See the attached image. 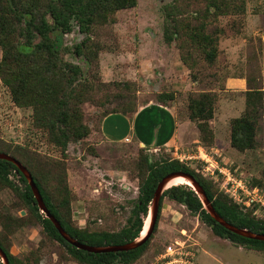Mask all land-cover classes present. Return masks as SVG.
<instances>
[{
    "label": "trees",
    "instance_id": "trees-1",
    "mask_svg": "<svg viewBox=\"0 0 264 264\" xmlns=\"http://www.w3.org/2000/svg\"><path fill=\"white\" fill-rule=\"evenodd\" d=\"M247 4V0H171L162 7L164 41L168 45L176 43L193 82L204 84L219 79L227 67L222 60L220 41L242 34ZM137 6L138 0H0V81L15 107L31 110V132L26 143L7 141L0 136V153L13 156L27 168L48 212L81 244L116 246L140 239L158 185L174 173L194 176L215 211L228 224L264 234V215L256 214V206L246 208L222 191L220 183L204 172L203 162L188 164L169 155L157 159L156 154L144 149L136 156L124 155L116 162L117 171L124 173L130 183H136L138 189L127 223L116 231L98 229L95 220L88 219L85 228L76 223L74 205L78 198L69 181L70 146L78 145L98 158L96 145L107 140L103 133L105 119L139 111L136 84L105 82L100 71L101 54L117 53L119 49L114 31L117 15ZM221 18H230L222 28L216 26ZM72 33L84 35V40L71 48V53L85 60L86 70L66 61L58 49V35ZM261 52L259 47L253 48L249 60L258 63ZM248 66L247 72L241 75L247 82L244 108L238 117L230 120L227 137L230 148L243 155L260 151L264 133L263 69ZM216 87L222 89L223 85ZM219 99L220 95L212 90L190 93L186 99L188 119L197 127L199 141L206 149L216 146L212 122ZM158 100L166 104L175 100V96L174 93L160 94ZM86 106L99 114L88 116ZM42 144L47 153L39 150ZM17 170L12 162L0 160V249L10 264H42L50 253L57 256V264H137L159 234L165 200L185 207L190 216L208 225L215 237L264 253V242L241 237L217 223L188 185L164 191L154 233L138 249L108 254L79 250L42 213L27 180ZM248 177L245 173L241 178L248 181L251 189L259 188L264 194V171L262 178ZM31 229L40 233L37 246L15 255L12 248L16 239ZM0 264H4L1 258Z\"/></svg>",
    "mask_w": 264,
    "mask_h": 264
},
{
    "label": "rangeland",
    "instance_id": "rangeland-1",
    "mask_svg": "<svg viewBox=\"0 0 264 264\" xmlns=\"http://www.w3.org/2000/svg\"><path fill=\"white\" fill-rule=\"evenodd\" d=\"M170 1L138 0L136 8L120 12L117 15L118 23L114 26L118 52L103 53L100 56L103 81H130L136 84L139 111L129 116L111 115L105 119L103 133L107 140L103 139L96 145L98 158L90 156L78 145L70 146L69 181L78 198L74 205V217L79 227L85 228L88 219L97 221L100 230H120L127 223L132 214L133 201L137 199L138 189L136 183H130L124 173L117 171L116 162L124 155L136 156L140 149L146 150L149 154H156L154 158L157 159L169 155L173 159L189 162L188 164L202 162L198 158L202 151L208 155L213 154L221 166L229 168L237 177H242L246 173L249 179L262 178L264 133L262 148L251 155H243L230 148L227 137L230 120L238 117L244 108L243 93L245 89L247 90V82L241 75L247 72L248 65L263 69L261 86L264 87V0H247L248 11L242 34L222 38L220 41V49L224 53L222 60L227 67L219 79L204 84L192 81L190 71L181 61L176 43L168 45L164 41L162 7ZM229 21L230 18H221L216 26L225 27ZM58 37L60 42L58 49L61 50L63 58L81 65L86 70L85 60L71 53V48L81 43L84 35L72 33L64 37L60 34ZM258 47L262 51L260 60L258 63L250 61L253 48ZM231 79H234L235 83L229 87ZM216 85H223V88L219 89ZM211 90L216 91L220 99L212 122L216 131V146L206 149L199 141L197 127L188 119L185 104L190 93ZM171 93H174L175 100L166 104L158 103L160 102L158 95ZM116 103L117 101H114L113 105ZM84 110L90 117L99 114L90 106L84 107ZM167 111L169 121L174 124L168 126L166 122L163 128L162 123L165 119L163 116H166ZM30 115L31 110L14 106L0 81V136L7 141L25 144L31 132ZM156 131L160 134L161 141L164 139L165 142L154 143ZM176 131V139L170 144ZM30 138L34 142L37 141L33 136ZM140 139L148 143L144 146L138 145ZM39 150L43 153L48 152L43 144L39 145ZM203 163L206 175L216 182L217 180L212 177L213 167ZM188 186L191 187V184ZM167 189L169 188L166 187ZM148 217L145 218L144 227ZM147 229L148 227L144 233ZM39 238L40 233L37 229L23 232L16 239L12 252L15 255L27 253L37 246ZM176 242H179V245ZM170 246H175L178 253L169 255L167 249ZM182 246L183 254L179 253ZM182 262L264 264V253L248 250L215 237L211 228L199 218L190 216L185 207L165 200L159 221V234L155 235L150 248L137 264ZM42 264H57V256L53 253L48 254Z\"/></svg>",
    "mask_w": 264,
    "mask_h": 264
},
{
    "label": "water",
    "instance_id": "water-1",
    "mask_svg": "<svg viewBox=\"0 0 264 264\" xmlns=\"http://www.w3.org/2000/svg\"><path fill=\"white\" fill-rule=\"evenodd\" d=\"M0 160L12 162L13 164L16 165V167L18 169L17 174H22L25 177V179L27 180L42 213H45L46 217L54 223V225L56 226V228L59 231V233L61 234V236L69 244H71L72 246L76 247L79 250H83V251L93 253V254H108V253L128 252V251L136 250L139 247H141L143 244H145L147 242L148 239H150V237L154 233V228H155L156 222L158 220V216H159V207H160L161 197H162L164 191L166 190L167 184L169 182H171L172 180L179 178V177H183L186 180H188V182L191 184V187L196 191V193L200 197L201 201L203 202L205 210L207 211V213L217 223H219L220 225L225 227L227 230H229V231L233 232L234 234H237L241 237L264 242V234H256V233L244 230V229L236 228V227L228 224L222 217H220V215H218V213L213 208V205L208 200L206 193L203 191L202 187L200 186V184L198 183L197 179L194 176L188 175V174H183V173H174V174H171V175L167 176L166 178H164L156 189L154 199H153L151 209H150L151 210L150 215H149V217H151V221H150V225H149V228H148V231H147V234L145 235V237H143V238L141 237L140 239H138L134 242H131V243H127L124 245H116V246L97 247V246H90L87 244H81L78 241L74 240L72 237H70V235H68L66 233V231L62 228V226L58 222V220L53 215H51L50 212H48V210L45 207V203L43 201L42 195H41V193H40V191H39V189H38L37 185L35 184V181L32 177V174L27 170V168L20 161H18L17 159H15L13 156H11L9 154H1L0 153ZM0 258L3 260L4 264H10L6 254L2 251V249H0Z\"/></svg>",
    "mask_w": 264,
    "mask_h": 264
},
{
    "label": "built area",
    "instance_id": "built-area-1",
    "mask_svg": "<svg viewBox=\"0 0 264 264\" xmlns=\"http://www.w3.org/2000/svg\"><path fill=\"white\" fill-rule=\"evenodd\" d=\"M198 158L199 160L201 159L202 162L213 167L214 170L212 171V177L217 180V183H220L222 191L229 194L234 200H236V202L242 204L246 208L256 206V214L260 216L264 215V194L259 188L251 189L246 179L235 176L229 168L221 166L213 154L208 155L207 153L200 151ZM176 243L179 245V242ZM183 247L184 246H182V249L179 252L181 254H183ZM167 253L171 255L178 252L176 251L175 246H170L167 249ZM182 264H185V262H182Z\"/></svg>",
    "mask_w": 264,
    "mask_h": 264
},
{
    "label": "crops",
    "instance_id": "crops-1",
    "mask_svg": "<svg viewBox=\"0 0 264 264\" xmlns=\"http://www.w3.org/2000/svg\"><path fill=\"white\" fill-rule=\"evenodd\" d=\"M235 83V81H234V79H231V80H229V83H228V85H229V87H231L233 84ZM247 84V83H246ZM245 91H247L246 89H245ZM244 91V92H245ZM151 105V104H150ZM150 105L148 106V107H150ZM162 108L160 107V110H161ZM169 111H167V114H166V116L164 115L165 114V112L163 113V117H165V119H164V121H163V123H162V126H163V128H164V125H165V123L167 122L168 123V126H173V124H174V122H172V121H169ZM167 117H168V121H166V119H167ZM108 118V117H107ZM105 123V122H104ZM175 124H176V129H177V131H178V125H177V123H176V120H175ZM104 125V124H103ZM167 126V127H168ZM177 131L174 133V135H173V137H172V142L170 143V144H172V143H174V140L176 139V134H177ZM158 133V131H156V133H155V136H154V138L152 137V135H150V137H152L153 138V141H154V143L155 144H159V143H163V142H165L164 141V139H162V141H161V136H160V134H157ZM158 135V136H157ZM150 137H148L147 138V141H149V138ZM124 140H126V138H124ZM141 140V139H140ZM139 143H140V145L141 146H144L145 144H147L148 142H145V141H139ZM165 145H167V146H169L168 144H166L165 143Z\"/></svg>",
    "mask_w": 264,
    "mask_h": 264
},
{
    "label": "bare ground",
    "instance_id": "bare-ground-1",
    "mask_svg": "<svg viewBox=\"0 0 264 264\" xmlns=\"http://www.w3.org/2000/svg\"><path fill=\"white\" fill-rule=\"evenodd\" d=\"M185 184H190L189 182H188V180H186L185 178H183V177H179V178H176V179H174V180H172L171 182H169L168 184H167V188H171V187H173V186H179V185H185ZM147 224H145V227H144V231H145V229H146V227H148L149 228V225H150V221H151V217H149L148 219H147ZM147 231H148V229H147ZM147 231L144 233H142V235L145 237V235L147 234Z\"/></svg>",
    "mask_w": 264,
    "mask_h": 264
},
{
    "label": "clouds",
    "instance_id": "clouds-1",
    "mask_svg": "<svg viewBox=\"0 0 264 264\" xmlns=\"http://www.w3.org/2000/svg\"><path fill=\"white\" fill-rule=\"evenodd\" d=\"M143 232H144V229H143ZM143 232H142V233H143ZM141 235H142V234H141Z\"/></svg>",
    "mask_w": 264,
    "mask_h": 264
}]
</instances>
